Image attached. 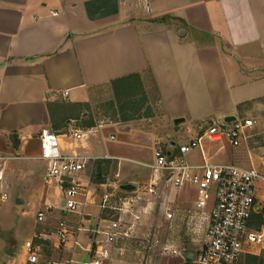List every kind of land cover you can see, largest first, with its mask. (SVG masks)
Wrapping results in <instances>:
<instances>
[{
  "label": "crops",
  "instance_id": "crops-1",
  "mask_svg": "<svg viewBox=\"0 0 264 264\" xmlns=\"http://www.w3.org/2000/svg\"><path fill=\"white\" fill-rule=\"evenodd\" d=\"M133 74L142 80L144 107L151 114L128 120L92 117L89 105L112 96L114 80ZM260 104L264 0H0V152L13 157L3 163L0 189H9L17 203H4L8 193H0V210L9 215L8 225H0V237L3 228L18 226L13 242L0 241V262L27 264L26 244L31 243L47 263L73 258L71 264H82L78 261L97 229L128 227L131 237L118 240L106 264H193L211 203L198 208L195 194L191 201L183 197L184 186L160 194L156 203L143 193L152 173L144 183L146 171L124 172L121 160L151 170L147 164L154 157L132 158L145 146L154 155L159 146L200 136L199 146L187 156L190 162L237 164L234 154L242 146L202 133L208 125ZM45 129L57 134L62 152L92 157L83 173L87 193L79 212L62 209L57 182L59 198L50 193L54 181L45 180L47 161L38 157ZM179 130L185 133L175 135ZM75 131L81 136H74ZM248 153L251 165H238L261 170L250 149ZM125 183L135 188H122ZM106 192L110 205L125 197L123 208L100 206ZM147 212L183 223L184 242L172 244L154 232L144 238L150 249L146 259L141 248L130 247L127 239H143ZM63 218L69 236L60 243L57 230ZM74 235L81 247L73 246Z\"/></svg>",
  "mask_w": 264,
  "mask_h": 264
},
{
  "label": "built area",
  "instance_id": "built-area-1",
  "mask_svg": "<svg viewBox=\"0 0 264 264\" xmlns=\"http://www.w3.org/2000/svg\"><path fill=\"white\" fill-rule=\"evenodd\" d=\"M66 91L63 93L65 94ZM256 122L252 117L236 116L232 120H222L208 125L202 135L210 140L226 139L232 146H239L250 136ZM73 135L81 136L75 131ZM199 137L154 150L153 162L147 164L152 170V177L145 183L143 193L155 198L161 193L160 179L168 189H176L192 185L196 189L195 203L198 208L211 203V211L205 230L204 242L197 252L193 264H238L241 255L248 246H264V204L256 191V182L264 181V170L255 167H244L235 163H192L187 156L199 146ZM11 156L0 152V177L3 173V163ZM39 158L47 161L45 180L57 182L63 191L61 207L65 212H79L85 196L87 182L84 170L92 157L66 153L60 149L57 134L50 129L41 131ZM264 165V156H260ZM109 193H104L102 207L122 209L125 197L118 198L116 204H109ZM129 207H125V213ZM170 214L167 213V216ZM261 216L258 223V216ZM43 218V212L38 213V219ZM138 219L139 215H135ZM82 227L78 225L77 230ZM127 227L125 230L97 229L92 244L86 248L87 254L78 262L82 264H106L111 258L114 246L119 239L131 237ZM60 243H65L69 236V224L66 219L58 222ZM73 246L81 247L76 235L72 237ZM29 262L38 260L34 246L26 244ZM177 253V249H172ZM70 258L53 264H71Z\"/></svg>",
  "mask_w": 264,
  "mask_h": 264
},
{
  "label": "rangeland",
  "instance_id": "rangeland-1",
  "mask_svg": "<svg viewBox=\"0 0 264 264\" xmlns=\"http://www.w3.org/2000/svg\"><path fill=\"white\" fill-rule=\"evenodd\" d=\"M113 95L109 96V95H103V97H99L95 100V102H93V105H89L88 107V111L90 112V115L93 117L95 116L98 120L100 119H119V115L118 113V107L116 106V103L113 105L111 104V101L113 99ZM251 106V103L248 104H244L242 105V107H249ZM260 106V107H259ZM259 106H257L256 108H254L253 111L251 112H245V111H241L239 113V117H252L256 124L255 126L252 128L250 136L248 137V139L246 141H244V144L242 143V145L240 144L239 147L242 146V148L244 149L242 152L237 153L235 152V158L237 159V164L241 165H245V166H250L251 165V154L249 155V149L252 151L253 156L255 158L256 161L258 162V165H262L261 160L258 156H264V105L260 104ZM178 133H185L182 130H179L177 132H175V135H178ZM176 138V137H175ZM179 138V137H178ZM176 140V139H175ZM248 146V147H247ZM237 147V146H235ZM249 148V149H248ZM138 157H132V158H137V159H141V160H150L151 156L152 158L154 157V155L151 153L150 151V147L149 146H145L141 152H139ZM11 158L7 159L5 162L9 161ZM253 159V157H252ZM11 161V160H10ZM17 161V160H16ZM122 164H123V169L124 172H129L132 170H143L146 171V173L144 174V178L146 176V178L144 179V183L146 181L149 180L150 176H151V170H149L146 166L139 164L138 162H136L135 160L132 159H122ZM12 162V161H11ZM46 162V161H45ZM236 163V162H235ZM43 164V163H42ZM43 164V167L44 168ZM262 167H264V165H262ZM261 170H264L262 169ZM46 171H47V162H46ZM45 171V174H46ZM94 175H97L98 173H96V171H94L93 173ZM163 180V179H162ZM160 179L159 181V187H160V192H163L161 194H166L168 193V188L165 186V182L162 181ZM143 183V184H144ZM57 184L55 182H53L50 186V193L53 197H58L59 198V190H57L56 186ZM256 186V191H257V195L260 199V203L264 204V181L259 180L256 182L255 184ZM56 187V188H55ZM182 189H184L183 191V197L186 199H189V201H191V199L194 198V194L196 195V189L194 186H184ZM2 191H6L8 193V198L6 199V201L4 203L8 204L9 202H13V205L16 207V200L14 195H12L11 191H9V189H0V193ZM156 200V203H159L160 198H154V201ZM20 204V203H18ZM1 205V203H0ZM158 205V204H157ZM19 210L15 209L14 212H18ZM156 211H158L156 209ZM9 215H6V210H0V225L3 226H7L8 225V220L6 217H8ZM144 220L145 223L142 224V232H144L143 234V239L137 238V237H133L132 240L127 239L128 240V244L130 247H139L141 248V254L144 255L145 259L148 257V255H150V249L145 246V237L150 238L153 235L154 232H156V235L161 238L166 240L169 239V241L174 244L175 242H184L183 239H185V234H184V224L182 223H170L169 221H166L164 219H162L161 214H158V212H152L149 213L147 212L144 216ZM16 222V221H15ZM156 223H161L160 226H158V230L159 231H155L157 228H155ZM18 230V226H12V228H3V237H0V241L1 240H6L8 238L9 242H13L12 235L14 233H16V231ZM136 253V252H134ZM246 253H264V246H248L245 250V252H243V254L241 255L240 258V262H243V257ZM137 254V253H136ZM28 261V260H27ZM0 264H4L3 262ZM27 264H53V263H47L45 261L42 260V258L38 255V260L36 262H27Z\"/></svg>",
  "mask_w": 264,
  "mask_h": 264
},
{
  "label": "trees",
  "instance_id": "trees-1",
  "mask_svg": "<svg viewBox=\"0 0 264 264\" xmlns=\"http://www.w3.org/2000/svg\"><path fill=\"white\" fill-rule=\"evenodd\" d=\"M113 99L111 104L118 107V115L122 120L141 117L151 114V110L146 106L147 95L143 87L142 80L137 74L116 79L112 82ZM260 223L261 216H258ZM241 258V257H240ZM238 264H264V253H246L243 262Z\"/></svg>",
  "mask_w": 264,
  "mask_h": 264
},
{
  "label": "water",
  "instance_id": "water-1",
  "mask_svg": "<svg viewBox=\"0 0 264 264\" xmlns=\"http://www.w3.org/2000/svg\"><path fill=\"white\" fill-rule=\"evenodd\" d=\"M235 117L234 116H229L227 117V120H232L234 119ZM182 119L181 118H177L176 121H181ZM122 188L126 189V190H132L135 188V185L131 184V183H125V184H122L121 185Z\"/></svg>",
  "mask_w": 264,
  "mask_h": 264
}]
</instances>
